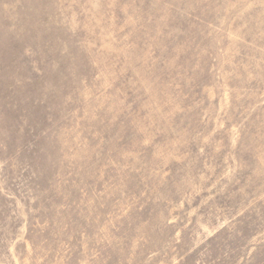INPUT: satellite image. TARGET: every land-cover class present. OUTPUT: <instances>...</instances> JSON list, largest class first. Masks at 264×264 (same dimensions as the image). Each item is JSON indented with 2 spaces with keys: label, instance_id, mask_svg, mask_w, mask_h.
Masks as SVG:
<instances>
[{
  "label": "rangeland",
  "instance_id": "374dc122",
  "mask_svg": "<svg viewBox=\"0 0 264 264\" xmlns=\"http://www.w3.org/2000/svg\"><path fill=\"white\" fill-rule=\"evenodd\" d=\"M0 264H264V0H0Z\"/></svg>",
  "mask_w": 264,
  "mask_h": 264
}]
</instances>
